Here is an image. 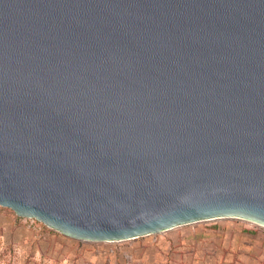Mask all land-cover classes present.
I'll return each instance as SVG.
<instances>
[{
    "label": "water",
    "instance_id": "water-1",
    "mask_svg": "<svg viewBox=\"0 0 264 264\" xmlns=\"http://www.w3.org/2000/svg\"><path fill=\"white\" fill-rule=\"evenodd\" d=\"M0 205L92 240L264 225V0H0Z\"/></svg>",
    "mask_w": 264,
    "mask_h": 264
},
{
    "label": "rangeland",
    "instance_id": "rangeland-1",
    "mask_svg": "<svg viewBox=\"0 0 264 264\" xmlns=\"http://www.w3.org/2000/svg\"><path fill=\"white\" fill-rule=\"evenodd\" d=\"M14 210L0 205V225ZM14 215V214H13ZM5 264H264V225L242 217L202 219L126 240L77 238L18 216Z\"/></svg>",
    "mask_w": 264,
    "mask_h": 264
},
{
    "label": "crops",
    "instance_id": "crops-1",
    "mask_svg": "<svg viewBox=\"0 0 264 264\" xmlns=\"http://www.w3.org/2000/svg\"><path fill=\"white\" fill-rule=\"evenodd\" d=\"M5 208L9 209V207H5ZM13 214H11V213L9 214V217H10V215H12V217H13V219L11 218L12 225H14V223L17 222V217L21 216V215L17 214L15 211ZM12 225L7 226V227L0 225V264H5L4 255L7 252L6 251L7 250V248H6L7 239L8 238L12 239V234L18 232L17 231L18 228L13 227Z\"/></svg>",
    "mask_w": 264,
    "mask_h": 264
},
{
    "label": "built area",
    "instance_id": "built-area-1",
    "mask_svg": "<svg viewBox=\"0 0 264 264\" xmlns=\"http://www.w3.org/2000/svg\"><path fill=\"white\" fill-rule=\"evenodd\" d=\"M31 218H35V217H31Z\"/></svg>",
    "mask_w": 264,
    "mask_h": 264
}]
</instances>
